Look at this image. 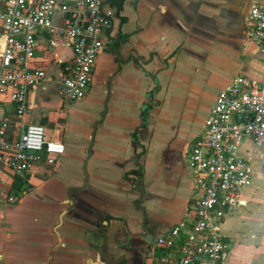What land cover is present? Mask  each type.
Returning <instances> with one entry per match:
<instances>
[{"label": "crops", "instance_id": "crops-1", "mask_svg": "<svg viewBox=\"0 0 264 264\" xmlns=\"http://www.w3.org/2000/svg\"><path fill=\"white\" fill-rule=\"evenodd\" d=\"M105 1L116 8L98 57L105 119L95 73L87 96L70 106L53 81L30 92L23 117L8 96H0V123L41 124L66 146L54 168L38 164L26 177L0 168V264H151L150 239L181 222L196 203L187 146L204 133L218 93L238 75L264 78V47L247 48L252 0H123L121 9ZM37 39L34 65L58 79L72 57L68 42L46 32ZM199 65L230 77L208 98L204 85L197 96L208 102L207 114L185 144L186 164L170 152L165 160H150L162 84H199ZM239 153L254 164V180L221 226L229 250L219 264H264V147L248 139Z\"/></svg>", "mask_w": 264, "mask_h": 264}, {"label": "built area", "instance_id": "built-area-1", "mask_svg": "<svg viewBox=\"0 0 264 264\" xmlns=\"http://www.w3.org/2000/svg\"><path fill=\"white\" fill-rule=\"evenodd\" d=\"M0 2V96H8L16 115L27 113L30 92L48 81L57 84L67 104L83 100L114 25L115 5L105 0ZM58 16L60 25L54 22ZM42 32L65 39L72 50L58 79L34 65ZM246 35L248 49L264 47V0H252ZM57 130L64 133L65 126L58 124ZM248 139L264 147V78L238 75L218 93L204 133L187 146L196 203L155 239L151 264H219L226 259L229 243L221 226L242 205L241 194L254 180V164L239 153ZM65 152L64 142L49 137L41 124L14 125L9 118L0 123V168L6 172L26 177L38 164L54 168Z\"/></svg>", "mask_w": 264, "mask_h": 264}, {"label": "rangeland", "instance_id": "rangeland-1", "mask_svg": "<svg viewBox=\"0 0 264 264\" xmlns=\"http://www.w3.org/2000/svg\"><path fill=\"white\" fill-rule=\"evenodd\" d=\"M102 58L104 59L105 66H107L110 58L107 56ZM205 58L207 57L205 56ZM101 60V58L97 59L98 65L96 64L97 69L94 72L96 80L94 93L96 92L95 98L97 99V103L101 101V112L103 111L105 119L108 114V106L102 104L104 97L100 98V93L103 95L101 88L103 87L102 83L105 77V72L99 64ZM184 64V60L178 61L179 68H184ZM199 67L201 71L199 84H162L163 92L159 96L162 110L158 115L156 123L155 139L152 144L155 151L150 155V160H159L163 155L164 157L162 158L165 160V155L170 152L173 154L174 160L186 164L187 161L183 157L185 144L193 135L201 131L207 114L208 102L198 98L200 91L206 86L204 93L208 98L209 90L211 91L212 87L217 88L216 84H224L230 77L226 73L213 71L216 69L210 66V68L204 65H199ZM57 90L60 94L58 87ZM60 98L62 99L61 94ZM79 109V107H75L74 111H79ZM70 116L69 114L68 117ZM92 145H94L93 142Z\"/></svg>", "mask_w": 264, "mask_h": 264}, {"label": "flooded vegetation", "instance_id": "flooded-vegetation-1", "mask_svg": "<svg viewBox=\"0 0 264 264\" xmlns=\"http://www.w3.org/2000/svg\"><path fill=\"white\" fill-rule=\"evenodd\" d=\"M246 4V3H245ZM154 248V239L150 242H148V251H150L151 252V250ZM150 254V253H149ZM149 254H146V258H145V260H146V263H147V255H149Z\"/></svg>", "mask_w": 264, "mask_h": 264}, {"label": "trees", "instance_id": "trees-1", "mask_svg": "<svg viewBox=\"0 0 264 264\" xmlns=\"http://www.w3.org/2000/svg\"><path fill=\"white\" fill-rule=\"evenodd\" d=\"M114 1H115L116 5H117L118 9H121V3H122L123 0H114ZM139 175L142 176V172H139Z\"/></svg>", "mask_w": 264, "mask_h": 264}, {"label": "water", "instance_id": "water-1", "mask_svg": "<svg viewBox=\"0 0 264 264\" xmlns=\"http://www.w3.org/2000/svg\"><path fill=\"white\" fill-rule=\"evenodd\" d=\"M30 153L33 154L34 152H33V151H30ZM153 239H154V238H151V239H150V242H151Z\"/></svg>", "mask_w": 264, "mask_h": 264}]
</instances>
